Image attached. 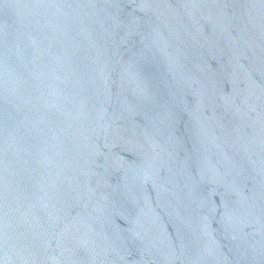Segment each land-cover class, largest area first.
<instances>
[{
	"label": "water",
	"instance_id": "1",
	"mask_svg": "<svg viewBox=\"0 0 264 264\" xmlns=\"http://www.w3.org/2000/svg\"><path fill=\"white\" fill-rule=\"evenodd\" d=\"M0 264H264V0H0Z\"/></svg>",
	"mask_w": 264,
	"mask_h": 264
}]
</instances>
